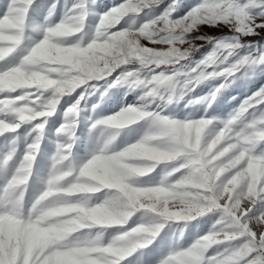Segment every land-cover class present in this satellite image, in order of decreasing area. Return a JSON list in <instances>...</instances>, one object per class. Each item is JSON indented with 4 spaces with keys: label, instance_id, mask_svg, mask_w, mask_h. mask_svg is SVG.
Instances as JSON below:
<instances>
[{
    "label": "snow or ice",
    "instance_id": "1",
    "mask_svg": "<svg viewBox=\"0 0 264 264\" xmlns=\"http://www.w3.org/2000/svg\"><path fill=\"white\" fill-rule=\"evenodd\" d=\"M33 2L34 0H8L4 7V14L0 16V61L13 54L25 39L28 12ZM55 2L56 0H53L49 5L44 16L45 22L52 16ZM241 2L243 3V0ZM161 3L162 0H122L120 4L100 14L94 35L88 43L81 44L79 40L72 43L66 39L81 31L87 16L85 0H76L59 22L33 25L34 29L41 32V38L26 49L17 63L0 70V135L14 132L25 123H30L32 125L30 131L35 133L32 142L26 144L13 174L7 180L3 195L0 196V223L6 225L9 220H15L24 226L35 225L38 221L32 219L34 210L49 202H55L67 209L55 211V214L65 221L63 230L58 234L59 240L62 241L81 229L124 225L140 210L151 213L152 220L137 224L129 230L117 229L118 234L107 243L97 239L71 246L58 243L48 248L40 246L25 249L10 246L6 235L0 234V240L5 242L4 251L0 252V264H56L60 257L71 258L77 264H122L125 258L152 244L164 222L190 221L194 217L208 213H215L217 217L209 232L186 248L172 250L157 264H234L235 258L240 255L241 247L246 243L252 244V250L239 260V264H264V233L252 230L256 237L252 242L247 234L233 235L239 229L227 227L232 222L230 208L232 202L237 199L239 189H233L229 199L222 202L218 198L217 184L209 183L207 190L187 187L191 183L190 171L207 169L209 162L224 153L241 152L244 148L241 142L243 133L236 130L233 125L254 103L264 100V86L258 94L246 99L228 119L224 120L223 126L209 141L203 140L205 129L212 123L209 118L186 117L184 120H177L157 112L127 106L115 115L96 120L92 127L99 125L119 129L146 118L152 122L150 131L119 151L109 153L105 143L97 153L79 164L70 161L76 116L80 110L79 98L73 97L74 102L64 108L63 122L56 129L57 136L66 137L67 141L57 142L51 158V168L44 180V188L28 213L22 214L24 191L32 175L47 120L57 111L58 105L63 107L62 98L72 94L74 90L78 96H82L83 90L80 86L87 88V82L99 81L102 77H107L109 82L117 84L127 83L130 88L145 89V92L152 89V96L159 95V87L171 76L160 70V66L167 64L159 63L157 54L171 47L177 51L184 49L179 54L183 59L188 57L192 51L185 43L188 34L202 24L213 23L206 15L209 10L212 8L223 10L227 6L226 0H199L185 15L172 18V14L180 6V0H170L160 15L146 20L138 28L133 29L129 25L117 30L113 27L126 15L138 14L143 9ZM256 7L261 15H264V0H259ZM214 23L226 25L232 29L233 34L216 40L212 51L226 41L235 42L234 53L241 49L240 33L234 20L225 17L216 19ZM169 25H182L183 36L160 42L161 37L167 35L164 29ZM257 28H264V22L254 23L252 33L244 36L254 34ZM148 33L153 35L149 36ZM172 35L176 36V33ZM154 37L158 39L159 47H147L148 51L137 57L136 52H143L145 48L143 41ZM101 41L105 42L110 50L107 56L102 57L98 51L100 46L98 42ZM146 56L156 57V60L145 64ZM208 56L197 63L196 72H201L203 65L208 64ZM66 62H71L73 66L82 64L86 70V78H81L78 75L80 72L65 71L69 68ZM245 63L264 64V48L255 52L250 51L248 55L240 57L227 71L231 72L237 64ZM135 64L147 69L145 73L147 78H141L139 69L128 71L122 67ZM89 66L92 68L91 71H87ZM205 78L204 72L203 77L195 84ZM214 95L215 93L210 94L209 99ZM259 117L262 122L258 126L264 128V111ZM190 128L196 130L194 138L185 134V130ZM14 151L15 149L8 152L0 163L7 164L12 159ZM65 161H69L67 166L64 165ZM161 161H177L178 164L155 186L134 185L133 177L150 173L156 163ZM244 163L239 165L240 169L244 168ZM235 171L237 169L224 172L220 176L219 180L223 181L219 183L220 191L228 185ZM205 174L207 175V172ZM262 186L264 180L260 186H254V193H249L248 203L243 205L244 215L239 217L241 224L248 217L264 220ZM102 189L112 190L110 199L94 205L89 204L90 194ZM191 192H195L196 196L188 195ZM80 216L88 217L85 227L76 223ZM100 235L101 232H98L97 236ZM237 239L238 243L235 245L224 247L212 255L206 254V250L212 245ZM138 264H143V261L139 260Z\"/></svg>",
    "mask_w": 264,
    "mask_h": 264
},
{
    "label": "rangeland",
    "instance_id": "2",
    "mask_svg": "<svg viewBox=\"0 0 264 264\" xmlns=\"http://www.w3.org/2000/svg\"><path fill=\"white\" fill-rule=\"evenodd\" d=\"M75 2L76 0H56L52 16L45 22L44 16L53 0H34L28 12V27L25 31V39L13 54L5 60L0 61V70L17 63L20 57L25 54L26 49L35 40L41 38V32L34 29L33 25L59 22ZM121 2L122 0H85L87 16L83 28L80 32L74 33L66 39L72 43L77 40L81 44L88 43L94 35L100 14ZM169 2L170 0H162L161 4L143 9L138 14H128L122 18L118 25L113 27L117 28V30L126 28L129 25L133 29L138 28L146 20L160 15ZM198 2L199 0H180V6L172 14V18L185 15ZM258 2L259 0H243V3L241 0H226L227 6L223 10L218 8L209 10L206 15L213 20V23L210 25H200L194 32L188 34L186 42L181 41L191 47L192 51L188 57L183 59L179 54L184 49L177 51L171 47L169 50L157 54L159 63L167 64L160 66V70L173 76L180 83H182L184 78H190L193 75L192 70L196 68L197 63L209 55L208 64L203 65L206 78L201 80L200 83L195 84L190 92L185 90L184 95L179 100L175 98V95L171 101L166 100L160 95L144 97L145 89L139 87L130 88L127 83L117 84L109 82L107 77H102L99 81L87 82V88L80 86L83 90L82 96H78L75 90L72 94L65 95L61 100L63 107L58 105L57 111L47 120L40 148L34 161L32 175L24 191L22 214L26 215L28 213L34 200L44 188V180L51 168V158L55 153L57 142L67 141L66 137L57 136L56 129L63 122L64 108L74 102L73 97H77L80 100V110L76 116L74 137L72 139L73 147L70 157V161L75 164L86 161L92 154L97 153L105 143H107L109 153L119 151L125 146L138 141L150 131L152 122L146 118L145 120L141 119L143 124L139 128L134 126L135 122L119 129L99 125L95 128L92 127V124L96 120L115 115L127 106L138 107L148 112H157L177 120H184L186 117L192 119L209 118L212 120V123L207 126L204 134L203 132L201 134H203L204 141H209L214 137L223 126L222 122L228 119L246 99L258 94L261 87L264 86V64H237V67L233 71H227L228 68L237 63L240 57L248 55L250 51L255 52L264 48V28H257L254 34L244 36V34L252 33L254 23L259 24L264 22V15H261L256 7ZM7 3L8 0H0V16H3V9ZM225 17L234 20L239 29L241 49H238L236 53H234L236 49L235 42L229 41L224 42L212 51L216 40L229 37L233 34L232 29L226 25H216L214 23L216 19H224ZM164 31L167 35L161 37L160 42L170 41L171 39L182 37L184 34L182 25H169ZM173 33H176V36H173ZM148 35L151 36L153 33H148ZM197 37H210L212 39H197ZM98 43L100 45L98 51L101 56H107L110 50L105 42L101 41ZM143 45L145 48L143 52H136L137 57L146 53L148 51L147 47L158 48V39L155 37L151 40L145 39ZM217 49H220L223 55ZM153 58L154 62L156 57ZM66 63L69 64V68L65 69V71L71 70L85 74L86 70L82 64L73 66L71 62ZM122 67L128 71L139 69L141 78H147L145 76L147 69L140 68L139 64ZM91 70L92 68L89 66L87 71ZM213 73L219 74L214 75ZM109 83H111V87H109ZM180 83L177 84L178 89ZM212 93H215V95L209 99ZM190 100L193 102L189 103ZM262 111H264V100L254 103L234 123L233 127L243 133L241 142L244 144V148L238 154V158H234L231 161L227 169L222 170L215 180L207 177L205 174L207 169L194 170L198 173V176H191V183L187 185L189 188L207 190V185L209 183L216 184L224 172L237 169V171L233 172L228 185L218 194V198L222 202L227 201L232 195V190L239 189L237 199L232 202L230 208L232 222L227 227L239 229L233 235L247 234L251 237L252 242L256 240L252 230L264 233V220L258 217H248L241 224L239 217L244 215L243 205L248 203L249 193H254V186H260L261 181L264 180V128L258 126L262 122L259 117ZM31 128L32 125L30 123H25L21 124L14 132L0 135V161L3 160V157L8 152L15 149L12 159L7 164L0 163V196L3 195V189L7 180L13 174L26 144L32 142L35 133L30 131ZM185 134L190 138H194L196 130L195 128L186 129ZM237 134L239 133H234V135ZM245 161L247 162L244 163ZM68 163L69 161H65L64 165L67 166ZM146 163L150 164L152 162ZM241 163H244L243 169L239 168ZM177 164V161L157 162L150 173L133 177L132 182L134 185L139 186H155ZM111 191L102 189L94 194H90L89 204L94 205L110 198ZM188 195L195 197L196 193L191 192ZM64 215H67V213H64ZM152 218L153 215L151 213L140 210L134 213L124 225L93 226L81 229L70 234L62 243L69 246L82 243L95 237L98 232H101V241L107 243L118 234L117 229L122 231L129 230L137 224L150 222ZM216 218L215 213H208L201 217H194L190 221H166L163 223V227L152 244L145 249L137 250L131 256L125 258L122 264H138L139 260H142L143 264H157L160 259L167 256L172 250L186 248L195 242V240L207 234ZM59 233L52 236L39 223L29 226L21 225L15 220H9L6 225L0 223V234H5L8 244L17 248L53 247L55 242L60 239ZM238 239L234 241H222L219 245H212L206 250V254L212 255L224 247L235 245L238 243ZM4 243L3 240H0V252L4 251ZM251 250V243H246L241 247L240 255L235 258L234 264H239V260L243 259V256ZM56 264H77V262L71 258L60 257L57 259Z\"/></svg>",
    "mask_w": 264,
    "mask_h": 264
},
{
    "label": "clouds",
    "instance_id": "3",
    "mask_svg": "<svg viewBox=\"0 0 264 264\" xmlns=\"http://www.w3.org/2000/svg\"><path fill=\"white\" fill-rule=\"evenodd\" d=\"M218 52H220L221 55L223 53L220 51V49H217ZM154 58L150 56L145 57V64L153 62ZM193 75L190 78H184L182 83L177 81L173 76L167 78L164 83L159 87L158 94L165 98L166 100L171 101L175 95V98L179 100L183 95L185 90L188 92L191 91V88L195 86V82L199 81L203 75L204 72L201 70V72H196L195 69L192 70ZM211 74V73H209ZM78 75L81 76V78H86V74L79 73ZM180 83L179 89L177 88V84ZM153 90L149 89L148 92H145L143 95L144 97L152 96ZM150 102V101H146ZM193 101H189V103H192ZM239 153L237 152H228L222 154L221 157L215 158L213 161L209 162L208 168H207V177L215 180L216 177L220 175V172L222 170H225L228 168L231 161L236 158V156ZM191 176L197 177L198 173H196L194 170L190 171L189 173ZM219 183H223L222 180L217 181V192L218 194L221 192L219 189ZM110 199V198H109ZM57 209H64L62 205L57 204L55 202H49L46 204H42L39 208L34 210V215L32 216V219L34 221H38V223L48 231V233L52 236H55L56 233H59L63 230V225L65 221L59 218L58 215L55 214V211ZM53 213V214H49ZM88 217L87 216H80L76 223H78L81 227H85L87 224ZM100 239V236L97 235L93 237L90 240H97ZM62 240H57L55 244L62 243ZM55 250V249H53Z\"/></svg>",
    "mask_w": 264,
    "mask_h": 264
},
{
    "label": "bare ground",
    "instance_id": "4",
    "mask_svg": "<svg viewBox=\"0 0 264 264\" xmlns=\"http://www.w3.org/2000/svg\"><path fill=\"white\" fill-rule=\"evenodd\" d=\"M144 120H145V119H144ZM142 124H143V122H142L141 120H139V121H136V122H135L134 126H135L136 128H139V127L142 126ZM77 155H78V154H77Z\"/></svg>",
    "mask_w": 264,
    "mask_h": 264
}]
</instances>
